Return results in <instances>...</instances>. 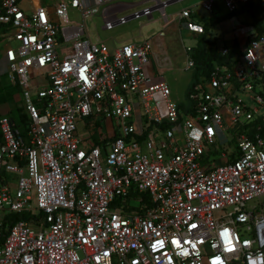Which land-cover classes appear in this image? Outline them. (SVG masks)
I'll return each mask as SVG.
<instances>
[{"label":"built area","instance_id":"obj_1","mask_svg":"<svg viewBox=\"0 0 264 264\" xmlns=\"http://www.w3.org/2000/svg\"><path fill=\"white\" fill-rule=\"evenodd\" d=\"M23 1L0 0L25 115L0 119V264H264V33L240 23L247 44L182 109L147 72L149 40L112 52L88 37L97 14L110 30L153 7L114 24L120 0H60L53 14ZM220 1L235 13L257 0Z\"/></svg>","mask_w":264,"mask_h":264},{"label":"rangeland","instance_id":"obj_2","mask_svg":"<svg viewBox=\"0 0 264 264\" xmlns=\"http://www.w3.org/2000/svg\"><path fill=\"white\" fill-rule=\"evenodd\" d=\"M59 1L41 0V3L49 10L50 8L54 9ZM163 1L167 2L170 0ZM204 1L206 0H179L172 3L166 8L167 21L158 9L160 4H156L154 0H120L121 4L115 7L111 13L110 22L114 24L118 19L129 17L137 12H142L144 9L153 7L155 10L151 12L152 15L131 19L124 24L112 27L113 29L110 30H102L103 19L100 14H97L86 20V29L91 38L100 35L102 38L110 40L107 44L111 45H119L124 43V41L135 42L150 39L153 43V50L158 51L162 56L169 54L170 58H173L175 52H180L183 47L187 48L190 44H193L191 39L185 37V30H194L195 32L197 29L195 23L192 22L193 17L199 22V27H202L201 24H204L208 18L209 14L202 7ZM132 4L134 5L130 7ZM26 6L24 4V7ZM183 10H189L193 15L186 20L179 21L178 16ZM69 18L75 23H83L76 10L69 11ZM194 32L193 34H195ZM178 35L182 36V38L175 41L168 40L169 37L176 38ZM208 38H210V35H208ZM3 49L6 50L7 46L0 41V51ZM172 63L174 67L176 66L182 70L177 72L176 70H168L163 73L164 79L172 87L174 99L180 104H186L195 69H187V59L179 63L176 60H172ZM0 86V95L2 97L5 96V99H7L6 95L10 94V99H7L9 102L8 106L14 110L13 117L15 120L19 121L18 112L23 107V100H20V94L10 84L9 76L7 75H0ZM262 113L264 114V109ZM8 118L11 119V117ZM96 131L107 133L106 127L97 128ZM9 177L14 181L18 178L16 174L12 173L9 174ZM15 187L16 185L14 184L13 188Z\"/></svg>","mask_w":264,"mask_h":264},{"label":"crops","instance_id":"obj_3","mask_svg":"<svg viewBox=\"0 0 264 264\" xmlns=\"http://www.w3.org/2000/svg\"><path fill=\"white\" fill-rule=\"evenodd\" d=\"M33 1L34 2L39 1L41 3V0H33ZM170 1H173V0H170ZM24 4L27 5L24 8L30 7L29 6L30 1L24 0L23 6H24ZM49 11L51 14H53V8H50ZM207 13L209 14V16L206 19L204 24H207V28H208L207 29V38H208V35H210L209 39L211 40V47L212 48H215V49H217V51H220V49L223 46H229V45L235 44L240 49V48H243L247 44V39H246V36L243 34V30H242L243 27L240 26V23L242 26H248V25H252V24L250 23V19L245 14L234 15V16H231L228 18H224L226 16L227 12L223 8V5H222L220 0L217 1L214 12L213 13L207 12ZM192 15H193V13L191 12L190 17H192ZM186 19H188V18H186ZM186 19H182V20H186ZM182 20H179V21H182ZM192 20H193L192 22L195 23V27H197V29L195 30V32H194V30L193 31L192 30H185V37L189 38L193 41V44H190L188 46V47L193 49L194 47L197 46L198 39L204 31V24H201L202 27H199L200 26L199 22L197 20H195L194 17ZM208 21H209V23H207ZM103 26H102V30H105ZM193 32L195 34H193ZM88 37L93 42H96V41L103 42L104 44H106L109 47V49L112 52L115 51V49L121 47L122 45L129 43V41L128 42L124 41V43H120L119 45H111V44H107V42H110V40L104 39L100 35H98L95 38H91L89 35H88ZM181 38H182V36L178 35L176 38H170L169 37L168 40L175 41L176 39L179 40ZM145 40H149L152 43V41L150 39H145ZM0 41H2L5 44V46H8L9 44L13 43L11 38L8 36L5 28H3L1 26H0ZM139 41H142V40H139ZM135 42H138V41H135ZM152 45H153V43H152ZM186 59H187V53H186L185 47H183L180 52H175L173 55V58L172 57L170 58L169 54H164L162 56V54H160L158 51L152 49V53L150 56V64L147 67V72L153 78V80L155 82H158L161 80L166 81L164 79L163 73H166V71H168V70H170V71L176 70V72L182 70L176 66L174 67L172 60H176L177 63H179L180 61L184 62ZM3 74L8 76V64L5 60V50L4 49L0 51V75H3ZM15 89L17 90V92L21 96V88L19 86H16ZM0 92H1V86H0ZM172 94H173V91H172ZM6 96H7V99H10L9 93ZM7 99H5V96L2 97L0 95V119L3 117H11V119L16 124L19 125L20 124V114H21V111L23 110V107H21L19 109V112H18L19 121H16L15 118L13 117L14 110H12V108L10 106H8L9 102ZM20 100H22V97H20ZM0 140H1V135H0Z\"/></svg>","mask_w":264,"mask_h":264},{"label":"trees","instance_id":"obj_4","mask_svg":"<svg viewBox=\"0 0 264 264\" xmlns=\"http://www.w3.org/2000/svg\"><path fill=\"white\" fill-rule=\"evenodd\" d=\"M245 14L249 19L250 23L260 32L264 33V0H257L254 3L245 5L235 13H227L224 18H228L234 15ZM209 23V21L207 22ZM207 24H204V31L198 39V44L192 50V58L195 62V70L193 73V81L190 88L199 81V79L207 75L216 64L219 65H229L231 63V58L237 54L240 50L235 44L229 45L230 54L227 57H223L217 49L211 47V40L207 38ZM186 104H180V108L185 109ZM25 122V115L23 110L20 114V124ZM257 121V123H259ZM254 123L253 125H255ZM147 203L151 204L149 198L143 196ZM19 220L18 217L14 218ZM22 219H25L22 217Z\"/></svg>","mask_w":264,"mask_h":264},{"label":"water","instance_id":"obj_5","mask_svg":"<svg viewBox=\"0 0 264 264\" xmlns=\"http://www.w3.org/2000/svg\"><path fill=\"white\" fill-rule=\"evenodd\" d=\"M177 1L178 0L167 1L166 3H167V5H171L172 3L177 2ZM131 19H134V16L128 18V20H131Z\"/></svg>","mask_w":264,"mask_h":264},{"label":"clouds","instance_id":"obj_6","mask_svg":"<svg viewBox=\"0 0 264 264\" xmlns=\"http://www.w3.org/2000/svg\"><path fill=\"white\" fill-rule=\"evenodd\" d=\"M192 135L196 136V138H199L200 133H199V131H196Z\"/></svg>","mask_w":264,"mask_h":264},{"label":"flooded vegetation","instance_id":"obj_7","mask_svg":"<svg viewBox=\"0 0 264 264\" xmlns=\"http://www.w3.org/2000/svg\"><path fill=\"white\" fill-rule=\"evenodd\" d=\"M155 2H158L159 0H154ZM134 4H132L130 7H132Z\"/></svg>","mask_w":264,"mask_h":264},{"label":"snow or ice","instance_id":"obj_8","mask_svg":"<svg viewBox=\"0 0 264 264\" xmlns=\"http://www.w3.org/2000/svg\"><path fill=\"white\" fill-rule=\"evenodd\" d=\"M225 235H227V233H225Z\"/></svg>","mask_w":264,"mask_h":264},{"label":"bare ground","instance_id":"obj_9","mask_svg":"<svg viewBox=\"0 0 264 264\" xmlns=\"http://www.w3.org/2000/svg\"><path fill=\"white\" fill-rule=\"evenodd\" d=\"M189 70V69H188ZM179 103V102H178Z\"/></svg>","mask_w":264,"mask_h":264}]
</instances>
